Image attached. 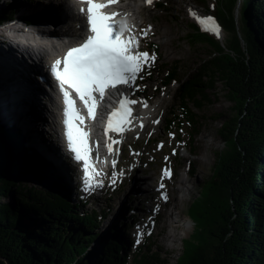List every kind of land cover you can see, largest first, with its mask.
Instances as JSON below:
<instances>
[{
    "label": "trees",
    "instance_id": "obj_1",
    "mask_svg": "<svg viewBox=\"0 0 264 264\" xmlns=\"http://www.w3.org/2000/svg\"><path fill=\"white\" fill-rule=\"evenodd\" d=\"M204 1L230 40L224 44L198 24L190 25V45L207 46L210 55L178 88L185 114L168 120L167 130L177 121L179 129L187 122L196 129L194 109L212 101L210 92L218 82L225 86L235 114L227 120L221 113L215 118L222 122L225 149L217 153L212 176L188 206L194 231L183 242L177 264H264V0H242L239 19L240 0L216 1L214 8ZM164 6V1L158 3ZM2 7L0 22L18 18L20 7ZM179 70L176 62L165 77L166 86L178 81ZM13 124H0V264H128L125 244L111 240L101 252L93 249L102 216L55 193L65 188L59 189L46 170L37 168L45 157L25 146L22 129ZM31 177L42 188L29 183ZM133 262L165 260L160 253L140 249Z\"/></svg>",
    "mask_w": 264,
    "mask_h": 264
},
{
    "label": "rangeland",
    "instance_id": "obj_2",
    "mask_svg": "<svg viewBox=\"0 0 264 264\" xmlns=\"http://www.w3.org/2000/svg\"><path fill=\"white\" fill-rule=\"evenodd\" d=\"M51 1L54 0H0V11L5 5L18 6L20 11L17 12L16 17L18 18L15 19V23L31 21L32 23L28 25L33 26L37 24L38 20L43 19L45 20L44 23L48 22L56 27L60 23L56 14L31 12V10L38 11L41 4ZM160 1L165 2L163 8L157 10L149 8L140 11L143 18L148 22V29L154 27L157 29L158 35L147 41V47L150 48L149 44L152 42L159 46L157 54L160 58L156 63V66L159 67L155 66L147 71V75L149 72L153 76L152 80L135 87L144 90L147 97L152 96L156 88L162 89V92H158L159 94L155 99V105L162 102L161 110H158L161 112L160 116H163L161 129H149L141 142L137 141L135 137L127 141L119 169L120 173L126 169V175L124 180L118 184L110 185L114 173L107 183L92 187L91 190H94L88 192V188L82 182L79 167L73 158L69 153L60 150L58 142H51L57 137L54 127L51 126L50 116L44 115L43 107L33 100L29 101L27 96L25 97L24 102L32 119L31 122L20 108L23 99L20 100V96L11 87H9L10 91L7 89L6 94L2 84H0V124L10 127L15 125L11 123L18 121L17 127L22 129L26 137L25 146L36 151L38 156L40 151H47L50 157L57 153L59 161H55V163L52 159L47 158L45 161L42 158V162L37 168L46 170L48 176L56 180L59 189L64 190L61 188L63 186L65 193L70 192L73 204L82 203L88 207L90 212H97L102 216L98 232H104L107 228L118 226L123 229V237L129 243L130 237L133 238L132 245L130 248L128 247L130 250V252L128 251V264H135L133 259L138 256L141 248L148 251L147 247H144V242L152 229L157 230L158 233L161 231L159 237L164 239L159 244V248L154 247L156 252L161 251L159 252L161 260H165L164 264H177L182 243L189 240L194 231V223L188 217V206L195 197L200 195L203 184L212 176L217 153L225 149L219 133L222 122H215V118L221 113L227 120L235 114L232 108L233 104L228 100L225 86L218 82L215 89L210 92L212 101L208 102L202 110L194 109L198 116L196 129L187 122L181 130L174 127L167 131L168 120L175 119L177 115L183 117L185 114L181 98L178 95V88L188 76L197 71L202 61L208 59L210 55L209 47L192 46L187 39L190 25L198 24L197 19L190 14V10L197 15L200 11H204L208 15L212 14L210 11H206L207 7L201 2L203 0ZM216 1L220 5L222 0H205L204 2L210 6ZM241 1H238L236 6L237 19H239L241 11ZM11 22L14 21L0 22V28ZM10 28H12L13 33L21 38L25 35V30L21 26L13 25ZM239 29L241 30L240 26ZM213 36L224 44L230 40V35L223 30H221L220 36L215 34ZM6 45L9 48V41L0 40V59L11 61L8 54L9 49L7 48L8 51L4 50ZM176 62L180 65L178 82L177 84L170 83L169 87L165 88L162 82ZM13 71L14 66H12L8 81L14 80ZM44 83V87L51 91L53 87L50 80L45 79ZM7 95H12L10 108H4L6 111L3 112L2 107L8 104ZM134 100L139 101V98H134ZM189 106L192 108V103ZM29 126L30 128H28ZM49 129L51 130L49 131ZM161 142L165 143L163 148H159ZM184 148L188 151L190 149L191 152ZM170 167L174 168L175 177L166 182L164 181L163 170ZM161 181L167 183L168 191H165L167 199H163L161 195ZM29 183L38 189L42 188V182H39L38 178L31 177ZM172 218L176 219V223L172 224ZM142 230L145 231L146 237L139 236V231ZM152 237L155 239V236ZM138 240L139 242H137ZM93 249L97 253L101 252L97 246H94ZM166 249H174L173 254L170 253L169 255L164 251Z\"/></svg>",
    "mask_w": 264,
    "mask_h": 264
},
{
    "label": "snow or ice",
    "instance_id": "obj_3",
    "mask_svg": "<svg viewBox=\"0 0 264 264\" xmlns=\"http://www.w3.org/2000/svg\"><path fill=\"white\" fill-rule=\"evenodd\" d=\"M82 2L88 5L87 9L81 8L80 11L86 12L88 31L91 35L86 36L79 46L70 48L63 60H56L52 72L59 81L64 103L67 106L64 123L67 127L69 150L74 153L76 161L84 162L85 183L91 189V181L99 173L95 172L94 165L91 163L89 132L82 127L85 117L75 107V102L65 85L75 89L79 98L87 106L89 117L95 120L96 110L104 98L106 89L116 88L119 84H132L143 66L154 61L155 56H149L147 52L134 51L139 46V40L132 32V26L126 19L117 21L115 17L119 13L103 11L109 5L118 3V0H107V3H100L98 0H82ZM147 3L152 4L153 0H147ZM190 14L203 25L205 31L220 36L221 30L214 17L201 18L191 10ZM125 32L129 35L122 38ZM141 34L146 36L147 31ZM96 93L99 94L98 97L94 95ZM136 103L138 101L123 97L120 100V107L108 115L105 131L124 132L131 115L130 105ZM144 106L147 107L146 102ZM141 127H143L142 124ZM109 140L111 142L107 147L111 152L112 145L119 144L121 141L113 140L111 137ZM113 167H115V161H113ZM89 169L92 171L90 172ZM163 175L171 178V170L165 168ZM99 183L97 181L98 185ZM161 187L164 185L161 184ZM164 199H167L166 194Z\"/></svg>",
    "mask_w": 264,
    "mask_h": 264
},
{
    "label": "bare ground",
    "instance_id": "obj_4",
    "mask_svg": "<svg viewBox=\"0 0 264 264\" xmlns=\"http://www.w3.org/2000/svg\"><path fill=\"white\" fill-rule=\"evenodd\" d=\"M31 12L33 13L52 12L59 17L60 23L55 27L49 24L48 22L44 23L45 20L40 19L36 22L37 24L30 26L25 23H19V22L15 23L16 21H14L0 28V40H3V42L9 41V48L6 45L4 50L8 51L9 49L10 52H8V54L10 55V60H11L9 61L5 59H0V65H1L0 84H2L3 91L5 90L6 94H7V89L9 90V87H11V89H13L20 96V100L23 99L20 108L25 112L26 116H28L31 122L32 119L29 116V111L27 112V105L24 102L25 97L27 96V99L29 101L33 100L38 105L43 107L44 115L50 116V123L51 126L54 127V131L57 137L56 140H51V142L53 141L54 143L58 142V147L60 148V150L68 153L67 149L64 147V144L62 142V137L60 135L62 127L60 122L61 105H60L59 97L54 91V88H52L51 91H48L44 87L45 79H49L50 82L52 83V87H54V81L52 80L51 75L49 77L48 74L49 68L47 66V61L49 56V50H47V48H49L50 46V43L48 42L51 41H58L57 43L54 44L53 47L55 51H58L60 49V46L62 47V46L77 44L86 34V20L83 16L80 15V13L77 11V6L71 0H54L51 2H45V4L40 5L38 11L31 10ZM13 25H18V27L21 26L25 30L24 31L25 35H23L22 38L19 35L12 32V28L10 27ZM14 28L16 29V27ZM148 32L150 33L151 36L158 35L156 27L148 30ZM12 66H14V71H13L14 80L8 81L11 75ZM156 67L158 68L159 66ZM118 86H119L118 91H123L125 96L129 99H131L133 92H136V94L142 92L140 90H135L133 88L134 87L133 83L129 84L128 87L122 84H119ZM11 96L12 95L10 96L7 95L8 104L2 107L3 112L6 111L4 108H10ZM141 98L144 99L147 98V96ZM161 106H162V102L157 104L155 106V109L161 110ZM139 107H140V101L138 102L137 108L139 109V111H141ZM147 115H148V111L143 110L141 113L137 115V118L140 117L144 118ZM14 123H18V121L17 122L14 121ZM160 126L159 129H161ZM28 128H30V126ZM50 130L51 129H49V131ZM120 141H121L120 144H124L125 141H127L125 139V135H123ZM188 152H191V150L189 149ZM42 156L45 157V161L47 160V158L54 160V162L59 161V156L57 155V153L54 156L50 157L47 154V151H42ZM125 175H126V169L122 173L115 174L110 181V185L118 184L120 181L124 180ZM95 178L96 177L94 176L93 179L96 180ZM82 182L83 184L86 185V183L83 180ZM91 182L94 183L93 181ZM92 187H95V185H92ZM174 223H176V219L172 218V224Z\"/></svg>",
    "mask_w": 264,
    "mask_h": 264
},
{
    "label": "water",
    "instance_id": "obj_5",
    "mask_svg": "<svg viewBox=\"0 0 264 264\" xmlns=\"http://www.w3.org/2000/svg\"><path fill=\"white\" fill-rule=\"evenodd\" d=\"M61 188H63V186H61ZM54 191H55V193L61 195L65 199L71 201L70 199H68L69 197H68L67 193H65V192L61 193L60 190H57V189ZM105 231H107V232H105ZM105 231L104 232L103 231L98 232L99 234H98L97 239L95 241V246L99 247L100 251H102L107 244L111 243V240L116 241L121 246L123 244H125L127 249L130 248L131 243H129V241L126 240L125 237H123V229L121 227L119 228L118 226H112L110 228H107ZM122 239L125 240L124 243H122L123 242Z\"/></svg>",
    "mask_w": 264,
    "mask_h": 264
}]
</instances>
